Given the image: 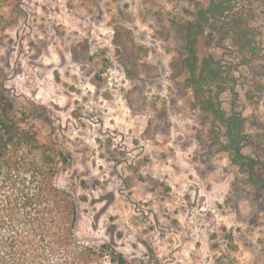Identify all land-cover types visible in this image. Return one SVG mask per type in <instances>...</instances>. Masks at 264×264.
Wrapping results in <instances>:
<instances>
[{
  "label": "rangeland",
  "instance_id": "1",
  "mask_svg": "<svg viewBox=\"0 0 264 264\" xmlns=\"http://www.w3.org/2000/svg\"><path fill=\"white\" fill-rule=\"evenodd\" d=\"M214 4L12 0L5 8L7 86L17 107L45 112L39 124L71 153L58 184L78 200L77 238L109 244L126 264H264V185L249 180L248 166L264 177V0L223 3L242 13L252 50L235 39L236 20L232 31L211 23ZM196 17L206 18L202 33L187 28ZM187 29L198 64L217 72L207 96L238 135L195 94L182 63Z\"/></svg>",
  "mask_w": 264,
  "mask_h": 264
},
{
  "label": "trees",
  "instance_id": "2",
  "mask_svg": "<svg viewBox=\"0 0 264 264\" xmlns=\"http://www.w3.org/2000/svg\"><path fill=\"white\" fill-rule=\"evenodd\" d=\"M229 1L214 0L211 23H219L218 30L223 27L232 31L236 20L235 39L242 47L252 50L242 13L223 6ZM11 2L0 0V264H126L124 256L109 244H86L77 238L78 200L69 189L58 184L59 175L71 164V153L56 144L39 124L46 119L43 110L15 105L1 65L3 30L11 21L5 8ZM226 16L236 18L226 20ZM205 20L196 17L187 28L193 26L202 33L200 28L203 29ZM186 33L182 63L190 73L195 94L203 99L205 110L218 118L229 132L238 135L239 130L234 122H229L220 103L207 96V92L213 93L210 85L217 72L206 59L198 64L194 48L196 35L191 38L189 29ZM230 147L235 149L234 160H240L243 156L240 147ZM248 166L249 180L264 185V177L256 174L253 163Z\"/></svg>",
  "mask_w": 264,
  "mask_h": 264
}]
</instances>
